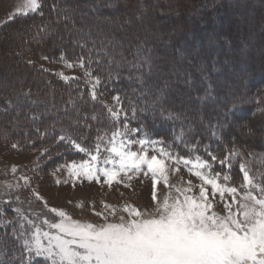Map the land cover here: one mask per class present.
I'll return each instance as SVG.
<instances>
[{
  "label": "trees",
  "instance_id": "16d2710c",
  "mask_svg": "<svg viewBox=\"0 0 264 264\" xmlns=\"http://www.w3.org/2000/svg\"><path fill=\"white\" fill-rule=\"evenodd\" d=\"M40 3L38 11L16 15L0 25V141L16 144L20 150L48 147L51 154L46 156L58 162H70L86 159L87 156L67 141L53 143V139L62 133V128L67 129L84 146H94L97 135L107 133L110 136V130L114 128L106 111L108 106L98 98L97 102L91 101L89 87L84 81L75 78L65 82L31 59L33 56L51 59L64 56L65 59L77 61V58L84 57L87 61L85 67H90L94 75L101 76V88L111 97L121 96L127 115L125 121L124 113L121 114V127L122 123L127 122L129 128L139 129L134 136L155 140L160 147L177 157L200 155L208 159L213 164V171L230 175V185L238 184L243 179L239 171L240 163L246 165L254 182L264 181V155L255 152L259 148L264 153V128L257 132L259 117H263L261 121L264 119V80L255 78L264 75V72L260 66H253L255 51L250 50L245 55L248 63L242 65L245 84L237 90L238 93L231 94L225 88L217 87L215 78L221 73L220 70L231 69L241 60L239 52L227 53L226 49L241 44L247 46L249 42L246 37H242V42L236 41L242 29L236 20L230 25L219 26L216 34L211 31L213 24H210L221 13L226 14L235 8H250V13H239V19L245 21L247 26H257L263 15L264 0H158L154 3L152 0H40ZM120 12L123 15L117 16ZM170 12L173 18L168 28L182 33L180 40L194 41L201 47L191 56H180L181 61L190 62L194 71L199 59L203 58L206 61L201 66L203 73H198L204 76L194 74L191 68L174 83L165 77L156 79L153 76L167 69L166 62L154 59L162 46H170L173 55L181 43L177 40L165 44L164 40L170 34L160 32L162 29L148 22L143 24L142 30L146 32L143 35L133 22L137 16L139 19L152 16L159 20ZM65 16L69 19L65 20ZM93 17H98V20L92 22ZM126 20L128 25H125ZM45 27L47 31H41ZM201 34H206L208 39H201ZM141 42H144L145 49H152L153 60L152 74L146 75L143 87L135 80L126 79L129 74L135 75L137 72V69L127 65L121 69L120 79L109 78L108 57L103 53L97 54L96 49L107 44L118 61L121 54L127 60H132L136 45ZM82 44L85 46L81 47ZM226 57L228 60L225 61ZM112 68L115 69V65ZM247 79L251 81L246 82ZM165 80L170 86L157 100L159 93L156 89ZM228 83L230 85L232 81ZM184 85L192 87L199 97H205L203 100L198 98L203 107L208 106L198 120L188 112V103L193 106L194 102H179L174 95L175 92H182ZM133 87L137 89L136 93L131 91ZM141 92L146 94L141 95ZM23 93H30V96ZM70 98L77 108L89 116L87 123L91 127L83 123L69 126V118L73 115L72 105L68 103ZM220 98L225 101L221 105L224 114L209 115L216 111L211 103L218 102ZM133 107L136 108L135 118L131 111ZM169 110L179 115L180 119H170ZM30 113H40L39 121L34 122ZM93 114L98 117L97 120L90 118ZM53 121L62 122V127L59 124L54 129L49 127L45 137L38 138L35 128L41 127V131H44ZM235 121L237 125L233 124ZM249 129L251 133L254 129L256 134H247ZM213 130L216 131L215 137L212 136ZM80 136L86 139L81 140ZM196 141H200L198 149L185 147V144ZM203 145H210L211 150L221 158L229 154L233 146L241 155L232 158L233 167L229 171L218 161H211ZM3 214L14 217L9 211ZM8 232L7 228L0 227V240L4 242H0V259H6L4 248L9 249L7 254L10 255L16 244L12 237L5 235ZM36 264L44 262L38 258Z\"/></svg>",
  "mask_w": 264,
  "mask_h": 264
},
{
  "label": "snow or ice",
  "instance_id": "6c2138e0",
  "mask_svg": "<svg viewBox=\"0 0 264 264\" xmlns=\"http://www.w3.org/2000/svg\"><path fill=\"white\" fill-rule=\"evenodd\" d=\"M40 7V0H25L23 8L18 11L27 15L29 12L38 11ZM68 19L69 17L65 16V20ZM41 31H47V28ZM96 52L108 57L109 78L120 79L121 69L127 65L129 68L137 69V72L135 75L129 74L126 79L135 80L143 87L146 75L152 74V49H145L144 42L136 45L132 60H127L121 54V59L118 61L116 55L109 51L107 44H102ZM60 59L68 68L74 67L75 64L84 68L87 62L84 57L77 58L75 63H69L64 56ZM112 65H115V69ZM85 75L90 85V99L97 102L98 88L103 83L102 78L100 75H94L90 67ZM60 76L65 82L75 79L62 73ZM169 86L168 81L165 80L162 86L157 87L159 93L157 100L164 95ZM131 91L136 93L137 89L133 87ZM23 95L30 96V93ZM80 98L83 99V96ZM112 99L115 101V107L106 109L114 128L110 130V136L107 133L97 135L94 146H84L76 137L70 135L67 129L62 128V133L53 139V143L67 141L87 156L79 163L70 161L58 165L56 170L66 168L74 182L87 180L99 183L103 177L104 183L108 185H112L114 181L122 182L119 179L120 174L131 180L132 175L129 173L136 174L142 171L144 175L151 173L152 200L155 201L157 178H162L166 186L168 183L164 160L159 159L157 155L149 157L147 153L148 146L157 142L144 138L138 141L131 139L139 129L129 128L127 122L122 123L123 130H121V114L124 113L125 121L127 115L124 112L121 96L115 95ZM199 99L203 100L204 97ZM68 103L73 109L69 126L83 123L86 127H91L87 123L89 116L76 107L75 101L70 98ZM9 104L11 105V102ZM131 111L135 118L136 108L133 107ZM168 114L170 119H180V116L172 113L171 110ZM30 115L36 122L39 121L41 114L30 113ZM90 118L98 119L95 114ZM58 124L62 127V122L53 121L44 128V131H41V127H36L38 138H44L49 127L54 129ZM212 136H216L215 130L212 131ZM80 139L86 137L80 136ZM137 143L141 146V150L132 151L130 146ZM199 145L200 141H196L185 144V147L196 150ZM12 147L16 148L17 145L13 144ZM203 149L211 161H218L229 171L233 167L232 158L241 155L234 146L229 149V154L222 158L211 150L210 145H203ZM159 153L177 164L183 163L186 167L191 165L189 171L203 182L199 197L186 194L192 191L189 187L183 190L182 200L165 196L163 201L155 204L151 211L125 207L124 211L129 214L128 219L120 216L118 222H110L104 217L103 223L95 224L72 219L65 211L49 206L40 193L33 190L31 195L35 201L42 202L47 213L59 218L49 219L47 213H37L32 209L31 199L22 200L17 194L11 201L14 205V217L9 218L0 210V227L10 228L11 231L5 235L12 237L16 242L10 255L7 254L8 248L3 249L6 259H0V264H36L38 258H42L44 264H264V183L254 182L246 165L240 163L239 171L244 181L241 187L245 191L239 202L233 195L232 203H238L235 211L225 203L224 208L227 209L228 214L218 215L210 211L212 204L207 202L208 196L204 185H210L213 195L218 192L223 200L225 193L236 194L239 191L236 186L228 183L231 180L230 175L213 171V164L208 159H202L200 155H196L194 160L184 156L177 157L166 151L164 147L159 148ZM45 154H51L48 147H44L41 156ZM21 179L24 180V186L29 185L28 177L22 176ZM59 183L60 181H57V184ZM20 187L21 185L15 186V188ZM177 191L181 192L180 189ZM253 191H257L258 195H254ZM25 204L28 205L27 208L24 207ZM28 212H31L36 219L30 218Z\"/></svg>",
  "mask_w": 264,
  "mask_h": 264
},
{
  "label": "rangeland",
  "instance_id": "374dc122",
  "mask_svg": "<svg viewBox=\"0 0 264 264\" xmlns=\"http://www.w3.org/2000/svg\"><path fill=\"white\" fill-rule=\"evenodd\" d=\"M155 1L158 0H152L153 3ZM24 3L25 0H0V25L5 21L15 17L16 15H22V11H18V9H22ZM251 6H253V2L251 3ZM243 12L250 13V8H235L233 11H230L226 14L221 13L219 16H217V18L214 19L213 22L210 23L211 25L213 24L212 28L211 26L207 27L208 32L211 28V31L216 34L218 32L219 26L230 25L236 20L239 26L242 28L238 33V37L235 38L236 41L242 42V37H246L249 42L247 46L241 44L239 47H228L226 49L227 53L232 51L239 52V58L241 60L236 62L234 67L231 69H221V73L215 78L216 86L219 88H225V90L231 94L238 93L237 90H239V88L245 84L242 65L248 63V60H246L247 56H245L247 55L248 51H255L253 66H260L264 72V11L262 12V17H260L258 20L257 26L245 25V21L239 19V13ZM120 15H123V12L117 14V16ZM172 18L173 13L171 12L159 20H155L152 16H145L142 19H139L137 16L135 17L133 25L138 30L142 31L141 33L143 35H145V30H142L143 24L145 22L151 23L157 29H162L160 32L164 31L170 34L165 38V44L177 40L181 43V45L178 47V50H176L173 55H171V52H173L171 47L163 45L160 53L154 56V59L159 58L160 61L162 60V62H166L167 69H162L160 74L153 76L156 79L165 77L169 82L174 83L175 80L182 79L183 74L185 75L191 68L190 62H182L180 56H191L201 47L200 44H197L194 41L180 40V37H182L183 34L180 32L171 31V29L168 28ZM96 20H98V17H93V19H91L92 22H95ZM187 22H190L189 16H187ZM128 23L129 22L126 20L125 25H128ZM204 37L208 39L206 34H201V39ZM219 38L221 37L219 36ZM211 46L217 50L215 46ZM45 57L46 56H33L31 59L35 60V62H37L44 69L55 73L59 77H61L60 74L62 73L64 76L74 77L84 81L89 87L90 91V85L87 83L88 77L85 75L87 70L86 67L81 68L78 64H75L74 67L68 68L65 62L60 58L51 59L47 57V59H45ZM66 60L69 63L76 62L75 60ZM224 60H228V57H226ZM204 62L206 61L203 58H200L199 62L197 63L198 68H196L197 66L193 68L194 71L191 68V71H193L196 75L199 74L198 72H201L202 74L203 70L201 69V66H203L202 64ZM213 69L212 73L214 72ZM201 74H199V76H204ZM255 78L257 80H264V75H259ZM230 81H232V83L229 85L228 82ZM250 81V79H247L246 82ZM193 91L194 89L192 87L184 85L183 91L178 93L175 92L174 95L177 97L179 102L188 103L189 100L194 102L193 106L189 105L188 103V112L190 114H194V119L198 120L203 115L201 112H203L204 109L206 110L208 106L205 105V107H203V105H201L199 102V96ZM97 98L108 107L115 106V101L105 90L101 88V86L98 88ZM224 102V99L220 98L218 102L216 101L211 103V105H214L216 111L214 113L208 114L211 116L223 115L224 110L222 109L221 105ZM262 118L263 117L260 116L258 119L259 125L257 126V132L264 128V119L261 121ZM233 124L237 125V122L235 121ZM121 130H123L122 127ZM248 132H250V129L247 130V134H249ZM255 134L256 131L253 129V133H251V135L254 136ZM131 139L138 141L141 138L132 136ZM130 147L132 151L139 152L141 150V146L138 143L133 144ZM159 148L161 147L157 143L151 144L147 148V153L149 157L152 155H157L159 159L164 160L168 183L166 186L162 178H157L158 182L155 185L156 200L153 201V177L151 173L148 175H144L143 171L136 174L129 173V175H132L131 180H128L123 176V174H120L119 179L122 182L118 183L114 181L112 185L105 184L103 177L99 183L95 181L89 182L87 180H77L74 182L69 176L66 168H61L58 171L56 170L58 165L64 164L66 162H58L46 155L41 156L43 151L42 148H24L20 150L18 148H13L12 145L0 141V210H2V212L4 211L5 213H8L9 211L15 216L14 205L11 203V201H13L15 196L19 194L22 200L31 199L33 201L31 207L35 212L42 214L47 213V209L43 208V203L35 201V198L31 195V192L35 190L40 193L43 199L47 201L49 206L57 207L58 209L65 211L69 216L72 217V219L79 220L81 222L101 224L104 222V217H107L110 222H118L120 216H124L125 219H128L129 214L124 211L125 207H135L140 211H151L155 204L161 203L163 201L165 196L179 198L182 200L183 190L189 187L192 189V191L186 194L199 197V190L203 182L189 171L191 165L186 167L183 163L177 164L169 157L161 156L159 153ZM153 149L156 150L154 151ZM255 152L259 155H264V153L259 150V148L256 149ZM195 156L196 155L186 158L194 160ZM80 161L81 160L76 162L79 163ZM13 168H15V171H13ZM22 176L29 178V185L24 186V180L21 179ZM57 181H60V183L57 184ZM65 181H67V183H65ZM255 182L264 183V181ZM243 183L244 181L242 179L240 183L231 185L236 186L239 189L238 193H225L223 200L220 198L218 192L213 195L210 185H204L208 196L207 202L212 204V209L210 211H214L218 215H227V209L224 208L225 203H228L232 210L235 211L238 207V203H232L233 195H235L237 202L241 200L242 193L245 191V189L241 187ZM9 185H12L13 187L9 188ZM16 185H21V187L15 188ZM177 189H180L181 192H178ZM253 194L258 195V192L253 191ZM24 207L27 208L28 205L25 204ZM97 213L100 215H97ZM27 214L30 218L36 219V217L32 216L31 212H28ZM47 215L49 219H59L58 217H55L54 214L47 213ZM7 229L9 232L11 231L10 228ZM0 242L4 243L1 240Z\"/></svg>",
  "mask_w": 264,
  "mask_h": 264
}]
</instances>
